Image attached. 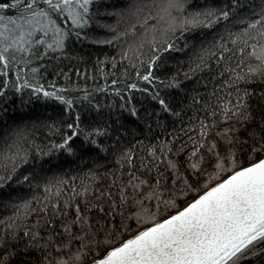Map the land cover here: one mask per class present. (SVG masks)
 <instances>
[{
	"label": "snow or ice",
	"instance_id": "snow-or-ice-1",
	"mask_svg": "<svg viewBox=\"0 0 264 264\" xmlns=\"http://www.w3.org/2000/svg\"><path fill=\"white\" fill-rule=\"evenodd\" d=\"M0 264H264V0H0Z\"/></svg>",
	"mask_w": 264,
	"mask_h": 264
},
{
	"label": "trees",
	"instance_id": "trees-1",
	"mask_svg": "<svg viewBox=\"0 0 264 264\" xmlns=\"http://www.w3.org/2000/svg\"><path fill=\"white\" fill-rule=\"evenodd\" d=\"M103 51H108L106 48L102 50ZM108 55H112V53L109 51ZM187 66V65H185ZM77 67L80 68L81 72L84 71L85 66L84 65H77ZM89 67H93L92 62H89ZM69 68H72V71L70 72V77L73 81L77 80V73L75 71V69L73 68L72 65H69ZM66 71L68 69H65ZM80 83H85L83 77L79 78ZM103 80H99V81H87L88 84H92V83H103ZM139 94H137L138 96ZM146 106V105H145ZM5 107L8 109V113L7 116H5V119H15L17 122H19V119H30L34 114L39 113L40 111H48L47 108H41L40 107V102L37 101L34 105H29L28 109L25 110L24 112H21V110L19 108L16 107L15 102L10 103L5 105ZM76 163V161H73L71 158H65V162L63 164L64 168H70V166L74 165ZM111 164H108L107 167H111ZM76 169L70 170L68 175L71 176L72 175V171H75Z\"/></svg>",
	"mask_w": 264,
	"mask_h": 264
}]
</instances>
